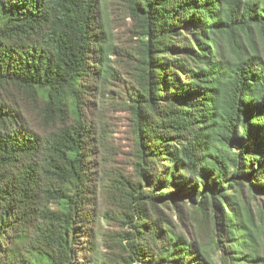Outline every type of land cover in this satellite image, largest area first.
<instances>
[{"label":"trees","instance_id":"obj_1","mask_svg":"<svg viewBox=\"0 0 264 264\" xmlns=\"http://www.w3.org/2000/svg\"><path fill=\"white\" fill-rule=\"evenodd\" d=\"M108 1L0 0V264H264V0H128L132 46ZM124 53L138 181L95 176L89 105ZM179 198L208 243L158 216Z\"/></svg>","mask_w":264,"mask_h":264},{"label":"rangeland","instance_id":"obj_2","mask_svg":"<svg viewBox=\"0 0 264 264\" xmlns=\"http://www.w3.org/2000/svg\"><path fill=\"white\" fill-rule=\"evenodd\" d=\"M128 0H109L107 5V14L112 19V27L115 33L120 37L121 43L127 41L129 45H134L130 39L132 20L125 17L123 7ZM136 43V42H135ZM115 79L107 90L104 91L102 99L95 97L89 105L92 119L98 122L101 129H98L96 143L102 142V155L97 162V171L95 176L107 178L117 174L122 181H138L135 175L133 164L137 161L134 118L129 109L127 100V90L131 88V83H135L122 73H129L135 69V62L124 53L123 56L115 60ZM136 87V86H135ZM100 97V94L98 95ZM34 123H38L33 118ZM40 130V129H39ZM99 150V149H98ZM99 163H102L100 166ZM94 196L96 197L97 206L104 210L106 217L104 219L103 230L115 231L117 228V214L121 212L115 203V193L111 188L102 187L95 182ZM188 199L179 198L178 208L157 207V214L161 220L169 222L171 228L176 232L183 233L192 239H200L202 243H208L212 231V223L208 218L207 211L193 207L187 202ZM197 206V205H195ZM147 212L154 214L150 206H147ZM155 215V214H154ZM119 223V222H117ZM112 244L109 240L107 246ZM105 245V244H104ZM103 250H105L103 248Z\"/></svg>","mask_w":264,"mask_h":264}]
</instances>
